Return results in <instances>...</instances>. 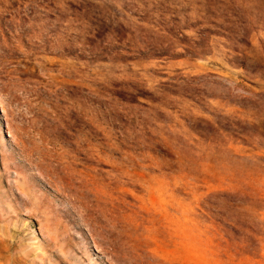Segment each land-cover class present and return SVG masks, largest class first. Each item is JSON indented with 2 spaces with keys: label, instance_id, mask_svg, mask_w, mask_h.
Returning a JSON list of instances; mask_svg holds the SVG:
<instances>
[{
  "label": "rangeland",
  "instance_id": "obj_1",
  "mask_svg": "<svg viewBox=\"0 0 264 264\" xmlns=\"http://www.w3.org/2000/svg\"><path fill=\"white\" fill-rule=\"evenodd\" d=\"M0 264H264V0H0Z\"/></svg>",
  "mask_w": 264,
  "mask_h": 264
},
{
  "label": "trees",
  "instance_id": "obj_2",
  "mask_svg": "<svg viewBox=\"0 0 264 264\" xmlns=\"http://www.w3.org/2000/svg\"><path fill=\"white\" fill-rule=\"evenodd\" d=\"M246 136V135H243ZM209 201V200H208ZM208 204L211 205L210 202H208ZM235 209H242V207L240 205L234 204L233 208H231V210H235ZM216 215H218L223 221H218V223L220 224V226H222L224 232H227V234H232L235 237L238 236V231L237 228L239 229V227L241 229H247L246 227L242 226L239 223H236L235 221H231L228 219L229 213H227L226 211H215ZM251 233H249L252 237L255 236L256 232H254L252 229L250 230ZM254 239V238H253ZM242 253L246 256H252L255 251L254 249H248V250H244L242 251Z\"/></svg>",
  "mask_w": 264,
  "mask_h": 264
},
{
  "label": "bare ground",
  "instance_id": "obj_3",
  "mask_svg": "<svg viewBox=\"0 0 264 264\" xmlns=\"http://www.w3.org/2000/svg\"><path fill=\"white\" fill-rule=\"evenodd\" d=\"M2 204V203H1Z\"/></svg>",
  "mask_w": 264,
  "mask_h": 264
}]
</instances>
